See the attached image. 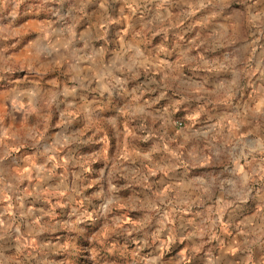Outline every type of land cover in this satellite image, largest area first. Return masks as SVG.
I'll list each match as a JSON object with an SVG mask.
<instances>
[{
    "label": "rangeland",
    "instance_id": "rangeland-1",
    "mask_svg": "<svg viewBox=\"0 0 264 264\" xmlns=\"http://www.w3.org/2000/svg\"><path fill=\"white\" fill-rule=\"evenodd\" d=\"M102 1L0 0V264H264V0H127L106 18L112 35L150 20L141 51L50 55ZM216 56L242 79L214 106L196 70ZM176 163L207 190L192 208L161 185ZM240 178L261 201L215 209Z\"/></svg>",
    "mask_w": 264,
    "mask_h": 264
},
{
    "label": "crops",
    "instance_id": "crops-1",
    "mask_svg": "<svg viewBox=\"0 0 264 264\" xmlns=\"http://www.w3.org/2000/svg\"><path fill=\"white\" fill-rule=\"evenodd\" d=\"M126 2L127 0H105V2L102 1L100 5L103 6L104 10H103V14L99 15L100 17L99 22H97L96 20L93 21L89 16H86V18H83L80 21L82 23L81 25H84L83 30H80L79 27H81V25H78L75 26L74 28L73 27L70 28L71 29L70 32H69L70 29L67 30V32H69L66 35L67 37L64 36L62 33H59L56 36L53 35L52 37L50 36L51 34L48 35L47 39L51 38V40L53 41L52 42L53 49L50 51V53L52 51L53 52L50 55L58 56V54L62 53L63 47L67 48L69 46L71 47H76L77 45L80 46L79 43L81 42L82 45L78 49H80L81 51H83L82 49H84L85 56H90L91 59L92 55H88L86 53L87 50H90L91 52H94L97 55H99L98 54L99 51V53L103 55L106 49L107 51H109L110 47H113L117 42L118 46L116 47V50H114L110 54L111 57L107 61H105L108 65L111 66L115 64L112 58L115 57L116 55L124 56L130 53V51H135V50L141 51L142 44L144 45L143 41H145V37H147L146 34L144 33V30L145 28H147V31L151 30L150 20H146L145 18L140 19L137 21V23L131 25L121 34L120 32L118 33L115 30L114 35H112L111 30L115 29V27H117L118 24L113 26L111 25V23L109 24L110 21L108 20H110V17L106 18L109 13L113 12L114 10H117V8L118 9L121 8L123 10L124 6L127 5ZM92 4H93L92 2H88L89 6L86 5L87 8L86 10H88ZM122 16H125V13L122 12ZM140 24H143L142 28H139ZM94 33H96V35ZM116 37H118V39ZM212 37L215 38V34H213ZM94 40L96 41V43H93ZM222 45L223 43L216 44L215 41H213L211 44V48L209 49L210 53L208 55L210 56L217 55V52L221 50L220 46ZM207 57L205 59L207 60L205 67H200L197 68L196 70L197 73L196 76L199 77L197 81L212 87L211 90L212 94H216L217 96L218 94L221 93L219 97H217L218 99L214 100V106L220 103L222 105H225L228 102L226 97L230 99V96L227 95L226 92H229V89L231 90L233 85H236L235 82L239 79H242V77L240 76V73L238 72L237 69L225 65L223 62H221V59L218 56H216L215 59L214 58L207 59ZM261 72L262 71L260 69V66L256 65L255 67H252V69L249 70L248 74L244 77L245 83H247L249 86L250 85L252 86V91H250L249 95L256 96L257 93L259 92V89L261 87L260 82H263V77ZM226 88L227 90L225 91ZM222 92H224L226 96L225 94L222 95ZM193 99L200 100L201 97L194 96ZM23 109L24 107H21L20 110ZM250 110L252 109L249 107V111ZM246 117L247 120L246 123L243 125L244 128H246L250 124H253V122L257 120V113L254 112V114L251 113L247 114ZM211 118L214 120V125L211 129V132H219L222 128H224L225 125H228V123L226 124V122L229 121V117H225V115L221 116L220 114H218V112L212 114ZM179 169L182 170L177 171ZM189 169L190 166L182 165V167H178V163H176L175 166L173 167V171L169 172L168 170H166L165 176L164 178H162L161 185L171 184V186L169 187L167 186V187L169 188V190L173 189L177 193L176 195L179 197L180 202H182L179 204V208H185V209L192 208V206L195 204V201L198 200L200 201L205 198V194L207 191L203 187L202 179H198L188 174L190 172ZM170 174L174 175L173 181L170 177ZM218 182L228 186L225 190L218 191L216 195L217 202L214 206L215 209H220V208L228 209V211L237 215L238 212L241 213V210L245 208L247 201H249V203L252 204L253 200L261 201L262 199L261 192L255 193V195H253L251 192L247 191L246 180L243 178H240V181L236 179H223V180H218ZM182 185L184 186L186 185V187L183 188ZM176 206H177V202H176ZM210 209L212 210L213 207H210ZM261 210L262 209L260 207V211ZM242 238L243 237L241 236L239 237V239ZM243 240H245V236Z\"/></svg>",
    "mask_w": 264,
    "mask_h": 264
}]
</instances>
